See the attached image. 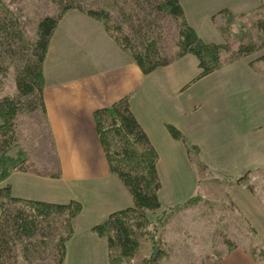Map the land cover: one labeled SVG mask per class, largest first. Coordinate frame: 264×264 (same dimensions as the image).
I'll return each instance as SVG.
<instances>
[{
    "label": "crops",
    "instance_id": "0c3cea01",
    "mask_svg": "<svg viewBox=\"0 0 264 264\" xmlns=\"http://www.w3.org/2000/svg\"><path fill=\"white\" fill-rule=\"evenodd\" d=\"M199 70L196 56L186 54L146 74L97 21H59L43 62L42 90L59 171L43 176L14 168L4 182L17 196L82 203L64 264H84L87 251L93 257L101 246L107 264L106 241L93 235L91 226L133 203L109 169L95 127L97 108L129 95L132 111L159 153L158 170L160 164L164 170L179 169L182 161L195 171L185 142L174 138L167 124L176 126L216 167L232 172L264 164L260 86L253 92L250 87L257 72L239 59L191 81ZM233 73L246 77L232 83ZM193 179L192 195L198 191L196 172Z\"/></svg>",
    "mask_w": 264,
    "mask_h": 264
},
{
    "label": "trees",
    "instance_id": "16d2710c",
    "mask_svg": "<svg viewBox=\"0 0 264 264\" xmlns=\"http://www.w3.org/2000/svg\"><path fill=\"white\" fill-rule=\"evenodd\" d=\"M54 1L60 14L42 17L36 38L29 41L20 19L0 0V71L13 67L17 86L16 95L0 99V264H38L46 253L51 254L56 264H64L67 244L82 211L78 200L57 202L25 198L14 195L11 184L4 182L25 160L22 149L17 156L10 153L15 141L12 119L24 108H40L45 113L43 62L62 14L78 10L101 21L110 37L146 74L174 58L193 54L200 69L191 80L195 81L222 67L226 61L223 52L229 51L227 43L207 40L196 31L185 17L181 0ZM165 16L171 17L177 26L176 48L171 55L166 52L161 23ZM256 48L254 43H242L234 47L232 53L234 57L248 55ZM261 59L264 60V54ZM94 121L109 169L127 187L133 203L112 211L93 224L91 230L106 240L107 264H129L140 246L141 234L151 232L148 231V212L167 213L159 196V153L132 111L129 95L97 108ZM167 127L174 138L185 142L192 161L196 160L195 156H201L200 148L176 126L167 124ZM204 160L200 157L197 161L199 165H206ZM160 242H154L149 254L141 256L143 264H159L167 254L168 248ZM229 245L230 248L235 246L234 243Z\"/></svg>",
    "mask_w": 264,
    "mask_h": 264
},
{
    "label": "rangeland",
    "instance_id": "374dc122",
    "mask_svg": "<svg viewBox=\"0 0 264 264\" xmlns=\"http://www.w3.org/2000/svg\"><path fill=\"white\" fill-rule=\"evenodd\" d=\"M4 2L8 5L9 12L20 19L29 41L36 38L38 22L42 17L60 14L54 0ZM181 2L186 19L203 38L228 44L229 51L223 52L226 61L222 66L242 59L247 66L254 68L258 78L255 79L256 84L250 87L253 92L260 86L258 99L261 111H264V60L261 59L264 54V0ZM59 21H97L104 28L101 21L78 10L65 12ZM161 23L167 42L166 52L171 55L176 48V22L165 16ZM250 42L257 47L252 54L234 57V47ZM241 77H246V74L233 73L232 83ZM16 93L13 67L0 71V99ZM44 116L40 108L18 111L12 119L15 141L10 153L17 156L19 149L25 153L23 164L16 169L29 170L43 176H49L52 172L57 175L59 162ZM261 133L264 137L263 127ZM259 149L264 154V146L259 145ZM200 157L204 160L203 153ZM200 157L197 155L195 162L192 161L195 171L182 166V161H179V169L170 171L164 170L160 164L159 196L162 208H166L167 213L162 210L148 212L150 235L148 232L141 234L140 246L130 258L129 264H143L141 256L149 254L152 244L158 241L164 242L168 248L159 264H264V164L257 168L230 172L214 166L207 157L204 160L206 165H199L197 160ZM195 172L201 175L198 191L192 195L193 186L197 183L193 179ZM91 233L99 238L95 232ZM100 239L106 241L101 236ZM230 243L235 246L230 248ZM91 252L87 251L88 259L84 257V264H104L102 246L97 247L95 256L92 257ZM46 254L38 264H56L51 254ZM69 263L76 264L74 260H66V264Z\"/></svg>",
    "mask_w": 264,
    "mask_h": 264
}]
</instances>
